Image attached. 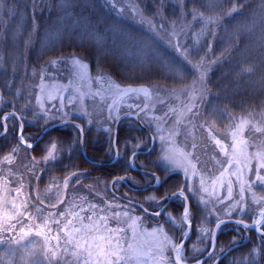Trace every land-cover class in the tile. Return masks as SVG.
<instances>
[{"label":"rangeland","instance_id":"374dc122","mask_svg":"<svg viewBox=\"0 0 264 264\" xmlns=\"http://www.w3.org/2000/svg\"><path fill=\"white\" fill-rule=\"evenodd\" d=\"M229 2L230 0L211 1L212 11L209 9L200 17L202 30L192 35L193 40L198 39L194 41L196 48L201 47V41L208 39L206 27L215 24L217 17L226 13V4ZM4 4L2 2L0 8ZM241 4L243 5L238 4L235 12L230 14L233 22L228 29H234L231 37L241 43V49L246 44V64L250 68L251 58L254 57L250 54L252 42L255 40L264 47V0H243ZM139 5L134 0H104L101 7L104 14L111 16L113 21L106 18L105 24L100 23L98 26L93 22L99 20L80 13L87 11L91 15L93 8L89 4L59 3V9H67L59 11L66 15L67 22L63 17L56 23L53 31L46 34L41 49L42 55H51L53 52L58 53L59 57L44 67L41 76L36 77L31 73L27 87L19 86L15 91L16 101L24 99L34 111H39L43 106L45 111H56L60 113L58 118L65 119L78 113L79 103L86 104L87 101L101 112L107 107L112 113V120H116L124 112H136L143 117L156 140L163 141L161 161L184 176L189 185L187 192L195 197L196 202L204 207L211 200L215 203L217 200L226 202L224 217L227 218L234 215L239 218L250 214L257 216L260 209L264 208V101L255 106L254 104L256 94L261 98L264 95L263 58L259 59L263 62L262 67L249 70L244 69L248 68L243 65L241 58L236 59L233 67L229 68L235 73L234 80L226 82L222 79L218 83L225 92L219 97L222 99L221 103L224 101L229 106L248 105L244 107L245 111H233L229 106H224L220 115H205L202 112L206 110L203 109L204 104L208 105L210 102L207 103L208 100L202 98L209 95L213 87L210 85L209 88L205 83L207 72L203 67L197 71L199 81L192 89L182 87L176 93L174 90L162 91L160 87L121 88L113 82L91 77L88 62L80 58L68 59L67 55L60 56L63 54L62 49L70 45L73 38L74 43L85 52L92 40L104 37L105 44L114 45L112 49L121 53L124 31L121 26L113 23L120 22L125 26L129 21L142 26ZM15 6H19L22 14H25L24 4L17 3ZM18 8L16 7L17 10ZM215 8L219 10L215 11ZM237 12L244 14L239 17ZM24 20L20 18L18 21L24 23ZM18 25L15 30L20 33L22 27ZM145 30L149 31L147 27ZM16 36L19 38V35L15 34ZM176 48L186 58V53L180 51L184 49V43L182 46L177 44ZM131 51L137 53V48L132 46ZM136 55L140 56V53ZM4 59L1 55L0 71L6 69ZM164 66L166 70L169 69L165 64ZM225 71L227 70H220L218 76ZM236 79L239 81L235 82ZM34 90L36 98L31 99L30 95ZM196 92H202L199 99L198 95L195 97ZM7 102L9 101L0 92V112ZM180 105L184 107L182 110L177 107ZM215 107L209 105L214 112ZM176 112L178 114L173 121L171 116ZM5 113L9 111L1 113L0 118ZM211 119L216 121L209 123ZM4 121L14 128L18 141L21 127L15 122V117L7 114ZM195 127L204 129L219 155L214 162L215 173L203 172L198 168L197 162L192 158L194 148H178V134L185 131L188 137H195ZM1 129L4 131L0 124V133ZM76 130L79 131V128ZM22 137L20 141L26 146L32 145L30 137L25 134ZM175 141L176 148L172 149L167 145L168 142ZM16 153V156H3L0 162V264H197L201 254H195L190 259L194 261H190L184 257L183 252L177 251L187 235V228L181 219L185 211L181 196L175 201L179 208L166 212L160 222L146 218L142 212L138 213L112 200L105 205L86 201L85 193L77 190L70 192L67 186L53 190L49 195L52 201L40 202L38 206H34V212H31L27 194L23 190L26 188L24 173L16 178L21 185H15L18 182L14 171L22 162L21 151L17 150ZM152 182L154 180L149 181ZM153 209L158 211L160 203ZM187 223H192V215Z\"/></svg>","mask_w":264,"mask_h":264},{"label":"trees","instance_id":"16d2710c","mask_svg":"<svg viewBox=\"0 0 264 264\" xmlns=\"http://www.w3.org/2000/svg\"><path fill=\"white\" fill-rule=\"evenodd\" d=\"M103 1L0 0V5L2 2L5 3L0 8V56L5 57L3 61L4 67H6L0 71V92L9 101L0 112V117L3 112H15L23 125V134L30 137L33 142L53 124L63 121L74 122L83 130V150L86 155V158L82 155L80 131L76 130L74 125L53 129L32 149H26L19 144L14 128L8 125L7 133L0 137V162H2L3 156H16L17 150L21 151L22 162L19 168L15 169L14 176L16 179L19 178L20 173L21 175L24 173L23 179L26 188L23 190L27 194L31 212H34V206H38L40 202H51L52 198L49 195L53 193V190L67 186L70 192L77 190L85 193L86 201L105 205L109 200H112L141 213L139 209L120 202L109 190V185L114 180L123 179L130 188L142 189L153 184L154 182L149 183V181L154 180L153 175H156L162 180V184L147 192L135 193L118 181L113 185V191L118 197H129V200L145 206L152 212L155 211L153 207L160 203L161 208L173 194L185 193L190 201L192 235L185 246L184 257L190 260L195 254L196 256L201 254L199 258L201 259L209 252L207 247L211 246L212 232L218 222L226 219H242L249 223L252 220V214L242 218L237 215L227 218L224 217L226 202L217 200L215 203L214 200H211L206 207L196 202L195 197L187 192L189 185L184 176L161 161L164 151L163 141L156 140L152 151L145 155L135 156L133 159L135 170H133L130 165L131 157L137 152H145L149 149L150 137L148 132L139 127L132 119L122 121L117 128L118 160L111 164L116 157L113 146L116 120H112V113L107 107L101 112L102 110L98 111L90 101H87L86 104L79 103L80 111L65 119L58 118L60 113L58 114L56 111H45L43 106L39 108V111H34L32 106L24 102V99L19 101L15 99V91L19 86L27 87L31 73L36 77L41 76L44 67L59 57L58 53L54 54L53 52L47 56L41 54L46 34L51 33L60 19L63 17V20L68 19L65 17L66 15L59 13V11L67 9L65 10L63 7L59 9L58 4L61 2L89 4L93 8V13L91 15L87 11L80 13L82 16L89 15L93 20H99V22L91 21L100 26V23L105 24L106 18L113 21L111 16L104 14L105 11L101 7ZM211 1L134 0L140 4L139 17L142 19L143 25L138 26L129 21L125 26L120 22L113 23V25L121 26L124 31L121 53L112 49L114 45L105 44L104 37L92 40V44L85 52L80 50L73 38L70 45L62 49L63 54L60 56L67 55L68 59L80 58L88 62L91 77L113 82L121 88L160 87L162 91L174 90L177 91L176 93L180 92L182 87L192 89L199 81L197 71L203 67L202 69L207 72L205 83L209 85V88L210 85L213 88L212 92L210 91L209 95H205L202 99L208 100L207 103L210 102L212 106L215 105L216 112L209 108L210 104H204L203 109L206 108V110L202 112L205 115H220L223 107L229 105L224 101L221 103L222 99L220 100L219 97L223 96L225 92L218 86V83L223 81L222 79L226 82L234 80L235 73L229 68L233 67L236 59L241 58L244 62L243 65L248 66L246 50H244L246 44L241 49V43L231 37L234 29H228L233 22L230 20V14L235 12L238 4H240L239 6L243 5L241 4L243 0H230L229 4H226V13L218 14L215 24L206 27L209 37L206 41L200 42L201 47L196 48L194 41L198 39L193 40L192 35L202 30L200 17L209 9L212 11ZM14 3L24 4L25 11L23 13L25 12V14H22L19 6H15ZM214 10L218 11L219 9L215 8ZM243 14L237 12L239 17ZM20 18L25 19L24 23L18 21ZM17 25L22 27L20 33L15 30ZM146 27L149 31L145 30ZM15 34L19 35V38L15 37ZM183 43L186 51L184 49H180V51L186 53V58L182 57L176 48L177 44L182 46ZM132 46L137 48V53L139 52L140 56L136 55V51L135 53L131 51ZM251 48L250 54L252 53L254 57L251 58L250 68L262 67L263 62H260L259 59H264V47L254 40ZM143 50H146L147 53ZM259 50L261 51L257 55ZM12 52L18 53L12 55ZM11 55L13 57L10 60ZM164 64L169 68L168 70L165 69ZM250 68L244 69L249 70ZM220 70L227 71L221 72L222 74L218 76ZM240 74L242 75V73ZM238 81L235 80V82ZM201 93L196 92L195 97L198 95L199 99ZM35 94L36 90L31 93L30 98L35 99ZM255 98L254 106L258 105V102L264 101V95L261 98L259 94H256ZM177 107L180 110L184 108L182 105ZM229 107L233 111L246 110L243 106ZM135 114L146 129L152 132L143 117L136 112ZM177 114L178 112L171 116L173 121ZM214 121L216 120L211 119L209 123ZM194 132L195 137H188L185 131L179 133L178 148L180 150L182 148L185 150V146L189 149L194 148L192 158L197 162L198 168L203 172L215 173L214 162L215 158L219 157L218 153L208 140L204 129L195 127ZM176 144V141L167 143L172 149L177 147ZM262 146L264 147V142H262ZM16 182H18L15 183L16 186L21 185L17 179ZM11 187L15 188L13 185ZM89 207L87 204V208ZM175 208H179L178 203H171L165 213L173 212ZM145 217L148 218L146 215ZM235 246L237 248L218 264H264V238L252 231H243L236 225H226L219 231L215 250L204 264H214L218 257ZM190 261H194V259Z\"/></svg>","mask_w":264,"mask_h":264},{"label":"water","instance_id":"95a60500","mask_svg":"<svg viewBox=\"0 0 264 264\" xmlns=\"http://www.w3.org/2000/svg\"><path fill=\"white\" fill-rule=\"evenodd\" d=\"M123 118H124V117L118 119V121H117L116 124H118ZM136 122L140 125V123L138 122V120H136ZM65 124H66V123H59V124H56V125H54L53 127L49 128V129H47V130L45 131V133L40 137V139H38V140L35 142V144H37V143H38V142H39V141L45 136V134H46L47 132H49V131L52 130L53 128L62 127V126H64ZM20 137H21V135H20ZM153 147H154V138L152 137V145H151V149H152ZM81 148H83V133H81ZM151 149H150V150H151ZM138 154H139V153H137L136 155H138ZM83 155H84V153H83ZM157 179H158V178H157ZM154 187H155V186H153V187L151 186V187H148V188L143 189V190H137L136 192H145V191L149 190L150 188H154ZM119 199H120L121 201H123L124 203H127V204H129V205H131V206L137 207V208L143 210V211H144L145 213H147L148 215H150V216H154V217H159V216L162 214V212L167 208V206H168V205L170 204V202H171V200H169L168 203H167V205H166L163 209H161V211H160L158 214H154V213H151V212L147 211L144 207H142L141 205H139V204H137V203L129 202V201H126V200L121 199V198H119ZM184 200H185V203H186V213L184 214L183 219L185 220V219L188 217L189 213H190V208H189V202H188V200H187L186 198H185ZM261 215H263V212H261ZM226 224H235V225H239V226L245 227V228H247V229H249V230L255 232V234L259 235L260 237H263V238H264V233H263V231H262L260 228L256 227L255 225H253V224H247V223H245V222H243V221H237V220H227V221H223V222L219 223V224L215 227V230H214V233H213L214 235H213V244H212V248H211L209 254L206 255V256H205V257L199 262V264H203V263H204V262H205V261L211 256V254H212L213 251H214L215 244H216V232H217V230H218L222 225H226ZM190 235H191V227L188 226V235H187L186 239L181 243V245H180L179 249H177V251H181V250L185 247L186 243L188 242V240H189V238H190ZM236 248H237V247H233V248L229 249L224 255H222V256L216 261L215 264H218L223 258H225L229 253H231L232 251H234Z\"/></svg>","mask_w":264,"mask_h":264}]
</instances>
